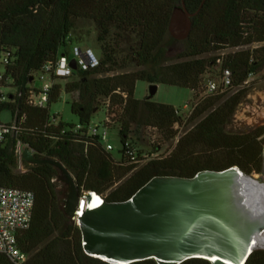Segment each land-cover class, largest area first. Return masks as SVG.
<instances>
[{
    "label": "trees",
    "instance_id": "1",
    "mask_svg": "<svg viewBox=\"0 0 264 264\" xmlns=\"http://www.w3.org/2000/svg\"><path fill=\"white\" fill-rule=\"evenodd\" d=\"M183 3L196 15L190 36L179 42L168 28ZM79 21L95 26L99 64L60 79L45 108L28 105L35 74L78 46L72 33ZM178 43L184 45L178 62L168 64L166 47ZM4 52H13L5 77L17 94L0 104V115L8 111L13 120H25L17 138L0 142V186L34 194L30 227L17 237L29 257L26 264L108 263L84 254L81 231L64 214L60 172L25 161L26 172L17 171V141L38 159L62 162L82 191L107 202L129 200L155 177L193 178L235 166L247 174L262 173L264 129L233 134L226 127L247 94L249 78L264 70V0H0V58ZM211 54L216 55L206 58ZM213 68L228 70L231 86L201 98L203 77ZM139 82L188 89L198 100L188 121L192 128L168 155H158L161 143L174 140L180 117L172 106L137 100ZM63 94L71 97V112L86 130L75 132L73 124L51 115ZM106 108L118 128L119 147L110 152L98 137L86 134ZM146 154L157 156L145 161ZM0 264L13 263L0 254ZM182 264L211 263L191 259ZM246 264H264V250L252 252Z\"/></svg>",
    "mask_w": 264,
    "mask_h": 264
},
{
    "label": "water",
    "instance_id": "2",
    "mask_svg": "<svg viewBox=\"0 0 264 264\" xmlns=\"http://www.w3.org/2000/svg\"><path fill=\"white\" fill-rule=\"evenodd\" d=\"M182 7L174 9L168 32L176 41L190 36L194 18ZM71 66L76 69L75 62ZM158 85H149V100ZM30 165H51L67 186L62 201L65 216L82 235L88 257L108 264H182L204 259L211 264H246L255 250H264L256 233L261 221H247L237 212L234 191L239 175L253 186H263L239 167L202 171L193 178L155 177L125 202H107L95 192L82 191L71 172L57 159H38L31 150L22 155ZM89 194L90 199L87 197ZM241 194V195H242ZM241 202V200H240ZM239 216V217H238ZM252 236V242L246 240Z\"/></svg>",
    "mask_w": 264,
    "mask_h": 264
},
{
    "label": "built area",
    "instance_id": "3",
    "mask_svg": "<svg viewBox=\"0 0 264 264\" xmlns=\"http://www.w3.org/2000/svg\"><path fill=\"white\" fill-rule=\"evenodd\" d=\"M13 52H4L0 58V104L11 102L10 95L17 94V88L6 79L5 70L12 61ZM71 61L75 62L76 69L71 66ZM99 64V58L91 49L83 51L79 46H72L70 54H61L54 63L47 64L42 70L35 74V81L31 85V92L26 98L28 105L45 108L49 97L53 91L54 85L63 78L72 76L78 70H88L95 68ZM220 80H207L204 85V93L201 96H211L217 93H223L231 86V74L228 70H221L219 74ZM40 83V85L37 84ZM22 94H19L21 96ZM109 106V101H106ZM198 100L192 101L185 105L182 109H176L180 121L174 125V130L178 134L174 138V146L179 142L185 124L188 123L193 114ZM104 119L98 124H89L86 134L91 137H98L103 147L107 151H113L115 147L110 142V130L115 126L112 120L113 116L109 114L108 109H104ZM25 120H13L11 123L3 124L0 121V142L6 141L8 138H17L21 132V124ZM55 121L53 120V123ZM74 125L73 131L78 132L86 130L85 126L80 123H71ZM153 130H149L152 133ZM155 143V139L151 144ZM25 150H31L27 146L17 141L15 146V155L17 157V171L25 173L26 168L23 165V153ZM32 151V150H31ZM33 155L35 153L32 151ZM157 155L146 154L145 161L153 159ZM34 194L28 191H21L14 188H6L0 186V254L5 255L13 264H26L28 255L25 254L18 245V234L30 227L32 213L34 208Z\"/></svg>",
    "mask_w": 264,
    "mask_h": 264
},
{
    "label": "rangeland",
    "instance_id": "4",
    "mask_svg": "<svg viewBox=\"0 0 264 264\" xmlns=\"http://www.w3.org/2000/svg\"><path fill=\"white\" fill-rule=\"evenodd\" d=\"M72 39L75 41V45H78L83 51L91 49L95 55L99 58L101 56V50L99 44L96 41V31L95 26L90 21H79L75 31L72 33ZM72 46L68 48V53ZM184 49L182 43L173 44L170 47H166L167 50V59L168 64L176 63L177 55L180 54ZM216 54L207 55L206 58L214 57ZM220 70L219 68H213L206 73L203 77V86L207 80H220L219 77ZM38 85L40 83L37 82ZM247 94L242 99L238 107L236 108L233 116L231 117L226 131L233 134L241 133H250L256 130L264 129V70L258 73L255 76H251L246 83ZM204 89L199 90V95L202 96ZM193 92L179 87H171L166 85H158L156 95L151 99L152 102L157 104H164L172 106L176 109H182L185 105L193 101ZM149 97V84L144 82H139L136 85L135 89V98L137 100H145ZM71 97L62 95L60 101L52 105L50 109L51 115L58 114L62 121L65 123H78V119L71 112L70 101ZM104 119V112L99 111L93 118L92 123L98 124ZM0 121L3 124L11 123L13 121L11 113L4 111L0 115ZM192 128V125H189V122L185 124L184 128L181 131V134L188 132ZM154 133V132H153ZM154 136L156 134L154 133ZM110 142L115 147H119L118 140V128L113 127L110 130ZM262 151H263V169L262 173L258 174L252 172L253 180L257 181L260 184H264V136L261 140ZM160 152L158 155L165 156L170 154L174 149V142H163L161 143ZM148 151H151L148 148ZM58 192L60 194V199L63 201L67 193V186L59 179L58 180ZM71 222V221H70Z\"/></svg>",
    "mask_w": 264,
    "mask_h": 264
},
{
    "label": "bare ground",
    "instance_id": "5",
    "mask_svg": "<svg viewBox=\"0 0 264 264\" xmlns=\"http://www.w3.org/2000/svg\"><path fill=\"white\" fill-rule=\"evenodd\" d=\"M234 179H237L241 185H245L247 188L245 194H242V190H235L234 195L236 197V208L238 213H242L240 217H245L244 220L247 221H261L263 223L262 227L259 226L256 233L258 237L264 242V187L259 185H251L248 180L241 178L239 175L232 176ZM260 184V183H259ZM242 194V195H241ZM87 197L90 199L89 194ZM241 200V202H240ZM239 217V216H238ZM252 236L246 240L247 243L252 242Z\"/></svg>",
    "mask_w": 264,
    "mask_h": 264
},
{
    "label": "flooded vegetation",
    "instance_id": "6",
    "mask_svg": "<svg viewBox=\"0 0 264 264\" xmlns=\"http://www.w3.org/2000/svg\"><path fill=\"white\" fill-rule=\"evenodd\" d=\"M256 131H257V130H256ZM263 136H264V134L259 138L260 141L263 139Z\"/></svg>",
    "mask_w": 264,
    "mask_h": 264
}]
</instances>
